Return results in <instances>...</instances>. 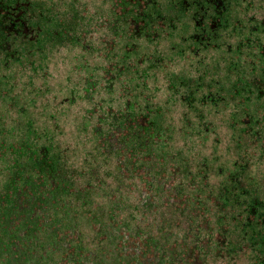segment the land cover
<instances>
[{
  "label": "trees",
  "instance_id": "1",
  "mask_svg": "<svg viewBox=\"0 0 264 264\" xmlns=\"http://www.w3.org/2000/svg\"><path fill=\"white\" fill-rule=\"evenodd\" d=\"M0 264H264V0H0Z\"/></svg>",
  "mask_w": 264,
  "mask_h": 264
}]
</instances>
